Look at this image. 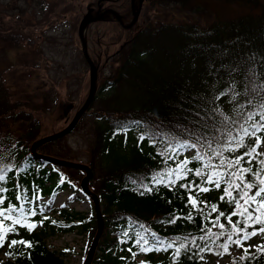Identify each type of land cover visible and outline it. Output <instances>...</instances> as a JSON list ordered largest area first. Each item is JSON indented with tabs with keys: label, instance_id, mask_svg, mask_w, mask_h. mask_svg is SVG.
<instances>
[{
	"label": "trees",
	"instance_id": "16d2710c",
	"mask_svg": "<svg viewBox=\"0 0 264 264\" xmlns=\"http://www.w3.org/2000/svg\"><path fill=\"white\" fill-rule=\"evenodd\" d=\"M147 2L158 14L129 35L116 53L105 57L106 61L115 56L117 62L109 75L100 78L97 63L98 92L91 111L85 114L92 116L95 135L90 187L102 201L105 221L92 264H204L205 253H223L219 245L227 242L231 225L226 217L234 208L225 195V180H220L219 188L205 180L212 172L236 171L207 165H219L221 159L227 163L248 150L250 138L232 151L236 146L228 144V137L221 133L229 129L236 133L247 113L264 104V0ZM6 16L11 15L0 11V35L12 30ZM114 27L120 29L117 23ZM1 39L6 55L8 49L19 48L13 38ZM4 73L0 68V211L7 217H0L4 236L0 250L7 260L0 264H66L45 238L58 231L89 232L94 237L95 213L87 216L61 209L60 217H53L38 201L73 186V174L82 170L52 165L31 153L29 144L38 136V116L46 105L37 94L18 98L19 91L7 83ZM233 81L237 91L243 92L248 85L255 92L234 97L226 91ZM197 135L206 139L192 153L189 149L177 153V143L185 139L195 142ZM260 135L264 138V133ZM208 142L211 148L206 146ZM215 150L221 155L216 156ZM38 152L60 157L50 142ZM196 155L203 159L195 160ZM186 158L190 161L186 169L191 171L185 170L177 178L175 169ZM248 159L245 157L241 166L259 171V160L264 157H257L251 166ZM197 171L201 175L197 176ZM170 172L171 177L167 175ZM189 196L197 199L195 207ZM239 219L232 216L233 223ZM213 221L225 225L223 238L214 239L221 229L214 227ZM141 237L153 250H142L143 240L137 243ZM157 238L164 245H157ZM13 240L31 247L13 246ZM169 243L173 247L163 250ZM157 247L161 250H155ZM176 248H180L179 255ZM141 255L144 258L139 260ZM226 264H264V253L255 249L245 256L242 252Z\"/></svg>",
	"mask_w": 264,
	"mask_h": 264
},
{
	"label": "rangeland",
	"instance_id": "374dc122",
	"mask_svg": "<svg viewBox=\"0 0 264 264\" xmlns=\"http://www.w3.org/2000/svg\"><path fill=\"white\" fill-rule=\"evenodd\" d=\"M96 1L0 0V11L11 15L6 16L5 20L12 27L10 32L0 35V68L5 71L7 83L19 91L18 98L37 94L40 103L46 105L38 116L41 126L36 140L66 127L88 96L90 70L82 54L78 26L87 4ZM157 14L149 9L147 0H144L131 34L141 30ZM87 34L90 54L95 63L99 64L100 78H104L117 66L115 56L106 61L105 57L116 53L126 42L127 36L122 30L114 27V24L109 23H97ZM2 37L13 38L19 48L8 49L6 55L2 51L5 45ZM99 53L102 57H98ZM43 97L45 101H42ZM94 140L93 120L88 114L70 134L50 142V148L59 154L60 158L89 165L94 174L91 165ZM263 150L264 143L258 151ZM188 151L192 153L193 150ZM85 175L84 171L75 172L73 186L58 191L54 196L40 198L39 205L53 217H60L58 212L61 209L92 215L94 203L81 189V181ZM89 188L92 190L90 182ZM92 239L89 232L77 231H58L49 233L45 238L51 250L62 254L66 264H83ZM257 245H264V233L246 241L244 247L251 246V251L255 250ZM242 252L243 248L231 244L228 253H205L203 261L204 264H226L231 257L240 256ZM143 258L142 255L138 257L139 260ZM0 260H7L2 250Z\"/></svg>",
	"mask_w": 264,
	"mask_h": 264
},
{
	"label": "snow or ice",
	"instance_id": "6c2138e0",
	"mask_svg": "<svg viewBox=\"0 0 264 264\" xmlns=\"http://www.w3.org/2000/svg\"><path fill=\"white\" fill-rule=\"evenodd\" d=\"M236 69L234 68L233 71ZM226 91H231L233 96H239L249 91L255 92V89H249L248 85L243 87V92L237 91L236 83L233 81L229 88ZM247 105L251 108L252 100L248 99L246 101ZM241 107H244L242 104ZM259 116V119L256 117ZM228 118L225 117V120ZM238 131L233 133L231 129H229L226 133H221V135H226L228 137V144L235 145L236 147L232 149V151L238 150L239 147L244 146L245 138H250L252 140L251 146L248 147V150L242 156L236 157L234 160H230L227 163L225 160L221 159L219 165L213 166L209 163V167H225L227 169L236 168V171H229L227 174L212 172L205 183L214 184L216 188L220 187V180L223 179L226 182V187L224 189L225 195L229 198V202H234V208L230 215L226 217L227 222L231 225V231L227 235V242L219 245L220 248L223 249L224 253L229 252L230 244H235L237 247L243 248L245 256L249 255L250 247H244V244L249 239L257 236L258 234L264 233V177H262V173H264V159L259 160L260 169L259 171H253L251 167H243L241 166V162L244 161L245 157L249 159L246 163L251 166L253 160H256L257 157H264V152L258 151L261 144L264 143V138L261 137L260 133H264V104L260 105L259 110L257 111H249L247 113L246 120L238 125ZM127 132V129H124ZM184 131H189L185 129ZM194 134V133H193ZM145 136H141L140 139L143 140ZM206 139L205 137H201L199 135L196 136L195 142H185L177 143L175 145L177 153L182 149H194L198 144H201V141ZM208 148H211V142H208L206 145ZM215 155L220 156L221 152L219 150H215ZM195 160L203 159L202 156L196 155L194 157ZM190 161L186 158L183 160L177 168L175 172L177 173V178H179V173L184 172L185 170L191 171V169H186ZM169 177L173 175L172 172L167 174ZM196 175H201L200 171L196 172ZM252 176L255 179H247L246 177ZM173 181H169L172 183ZM183 187L188 188L189 185H183ZM255 188V192L253 189ZM149 191L151 189H148ZM208 188H200L199 191H209ZM235 193V195H234ZM190 203L195 207L198 203L197 199L192 196L188 197ZM225 196L221 197V200H224ZM216 207L212 208V211L215 212ZM31 215H35V212H32ZM220 216H224V213H220ZM232 216H238L240 219L233 223ZM0 217H5V213L0 211ZM7 218V217H5ZM13 223H20V221H13ZM214 227H219L221 229L220 233L215 234L214 239H221L224 237V229L225 225L223 223H218L217 221H213ZM243 223V227H239L238 225ZM260 224L261 227L257 228L256 225ZM30 227H34L30 226ZM251 228L252 231L249 232L248 229ZM208 233L211 236V229H208ZM235 237V239H234ZM203 239V237L201 238ZM143 240L144 247L143 251H151L152 248L147 246V241L141 237L137 240L139 244ZM4 242V236L0 233V245ZM13 246L17 243L23 244L26 247H31V245L25 241H11ZM174 243V242H173ZM157 245H164V242L156 239ZM173 244L169 243L164 246L163 250H167L168 248H172ZM183 247V245H181ZM155 250H161V248L157 247ZM208 250V249H205ZM256 251L264 253V245H257ZM180 248L175 249V254L179 255ZM243 259V257L241 258Z\"/></svg>",
	"mask_w": 264,
	"mask_h": 264
},
{
	"label": "water",
	"instance_id": "95a60500",
	"mask_svg": "<svg viewBox=\"0 0 264 264\" xmlns=\"http://www.w3.org/2000/svg\"><path fill=\"white\" fill-rule=\"evenodd\" d=\"M138 1H139V4L137 3V0H132V19L128 24H125L121 18V15L113 9H109L103 12H98L96 14H92L91 12H88L84 15V17L82 18L78 26V36L81 42V47H82L85 61L87 62L89 66V70H90V86H89L88 96L84 104L77 110L74 117L72 118V120L69 122V124L66 127L61 129L60 131H57L48 136H44L38 140H35L31 145V153L35 157L42 159L44 161H47L51 163L52 165L79 169L86 173V175L83 177L81 181V189L84 192V194H86L92 199L94 203V213L96 217L97 230L91 241L90 247L87 251L83 264H92L95 254L98 250V245L103 235L104 228H105L102 201L100 197L97 195V193H95L89 188V182L93 177L92 168L89 165L81 163V162L70 161V160L60 158V157L40 153L38 152V148L45 143L55 141L59 138H62L70 134L77 127L82 117L87 112H89L94 102V99L97 95L98 66L89 53L87 36H86V31H87L88 26L94 22L104 20L106 15L111 14L121 23L123 27L130 28L131 26L135 24L140 14V7H141L143 0H138Z\"/></svg>",
	"mask_w": 264,
	"mask_h": 264
},
{
	"label": "flooded vegetation",
	"instance_id": "af4514ba",
	"mask_svg": "<svg viewBox=\"0 0 264 264\" xmlns=\"http://www.w3.org/2000/svg\"><path fill=\"white\" fill-rule=\"evenodd\" d=\"M143 2H144V0H143ZM137 3L139 4L138 0H137ZM109 9H113V10L117 11L121 15V18L125 24H128L132 19V0H97L96 2H89L86 6L85 13L82 15V18L88 12H91L92 14H96L98 12H103V11H106ZM82 18H81V20H82ZM97 23H109V24L117 23L120 27V30H122L127 37L129 35H133V34H131V32H132L131 29L133 26H131L130 28L123 27L121 25V23L115 17H113L111 14L106 15L105 19L102 21H98V22H94V23L90 24L87 28V31L90 30L91 27ZM87 31H86V36H87V42H88ZM80 44H81V42H80ZM98 44H100V43H98ZM88 48H89V46H88ZM89 53H91L90 50H89ZM82 54H83V51H82ZM83 57H84V55H83ZM98 57H102V54L99 53Z\"/></svg>",
	"mask_w": 264,
	"mask_h": 264
}]
</instances>
